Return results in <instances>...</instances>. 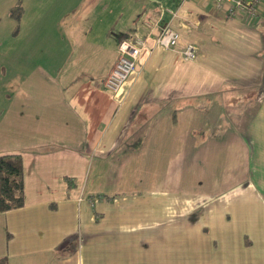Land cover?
Instances as JSON below:
<instances>
[{"label": "crops", "instance_id": "1", "mask_svg": "<svg viewBox=\"0 0 264 264\" xmlns=\"http://www.w3.org/2000/svg\"><path fill=\"white\" fill-rule=\"evenodd\" d=\"M224 9L14 0L6 17L22 35L0 48V156L22 158L24 207L0 213V258L264 264V0L246 22ZM167 27L179 35L169 49L156 44ZM135 39V72L105 91ZM166 180L187 189L161 192Z\"/></svg>", "mask_w": 264, "mask_h": 264}, {"label": "built area", "instance_id": "2", "mask_svg": "<svg viewBox=\"0 0 264 264\" xmlns=\"http://www.w3.org/2000/svg\"><path fill=\"white\" fill-rule=\"evenodd\" d=\"M216 8L221 11L224 8L225 18L227 20L239 19L246 22L259 16L261 10V0H214ZM179 35L171 28H165L156 44L165 48L176 46ZM144 46L141 39H135L131 42H122L118 48V59L110 72L109 76L103 82V89L112 94H116L128 78L136 70V61L140 49ZM185 60H193L196 57V48L189 45L184 51Z\"/></svg>", "mask_w": 264, "mask_h": 264}, {"label": "trees", "instance_id": "3", "mask_svg": "<svg viewBox=\"0 0 264 264\" xmlns=\"http://www.w3.org/2000/svg\"><path fill=\"white\" fill-rule=\"evenodd\" d=\"M13 12L16 20H18L21 9L14 7ZM22 207H24L22 158L15 154L0 156V213ZM0 264H8V262L5 258H0Z\"/></svg>", "mask_w": 264, "mask_h": 264}, {"label": "rangeland", "instance_id": "4", "mask_svg": "<svg viewBox=\"0 0 264 264\" xmlns=\"http://www.w3.org/2000/svg\"><path fill=\"white\" fill-rule=\"evenodd\" d=\"M14 6V0H0V17H2V21L0 22V48L1 50H6L11 46L12 40L14 37L21 36L22 33H17L18 28L22 26V24L19 22L14 21L10 17H6V13H9L11 8ZM20 8V7H19ZM36 11L35 9H30V16L32 17L35 15ZM39 19V15L36 14L33 22H37ZM32 22V23H33ZM23 37H20L21 39ZM18 40L13 43V46H16L18 43ZM22 44V43H21ZM11 49V48H10ZM161 190V192L165 191H172L173 189L181 191L187 189V184L181 183L180 181L176 182L175 184H172L170 180H166L164 183L161 184V186L158 188ZM183 201H187V199H184Z\"/></svg>", "mask_w": 264, "mask_h": 264}]
</instances>
